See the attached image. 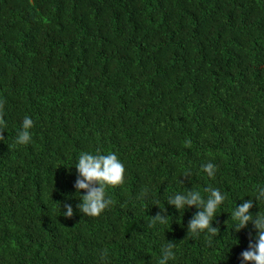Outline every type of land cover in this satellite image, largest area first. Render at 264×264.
<instances>
[{
	"label": "trees",
	"instance_id": "obj_1",
	"mask_svg": "<svg viewBox=\"0 0 264 264\" xmlns=\"http://www.w3.org/2000/svg\"><path fill=\"white\" fill-rule=\"evenodd\" d=\"M0 102V264H158L168 242L167 264H244L257 232L231 215H264V0H0ZM97 152L125 180L94 218L74 185ZM210 187L219 234L193 235L198 210L168 198Z\"/></svg>",
	"mask_w": 264,
	"mask_h": 264
},
{
	"label": "clouds",
	"instance_id": "obj_2",
	"mask_svg": "<svg viewBox=\"0 0 264 264\" xmlns=\"http://www.w3.org/2000/svg\"><path fill=\"white\" fill-rule=\"evenodd\" d=\"M33 126L31 118L25 116L22 122V130L18 132L17 144H27L31 140L30 128ZM6 127L2 114V102H0V129ZM4 131L0 130V141H5ZM78 173L75 189L77 193H86L79 197L81 203L77 205L80 212L85 216L99 217L112 203L106 198V190L122 185L125 180V167L115 153L107 155L97 152L95 155L90 153H81L76 165ZM203 171L207 173L209 178H214L216 167L211 162L203 165ZM209 195L204 199L200 192L188 190L185 194H176L168 198L167 204L174 206L177 211L186 208L195 207L198 211L192 217L188 224V232L198 235L200 232L207 231L213 236L219 234V228L213 227L212 223L216 212L223 204L226 197L219 189H207ZM256 201L264 200V187L257 188ZM66 211L63 213L65 218H72L74 213L70 205L64 204ZM253 207L252 200L244 202L239 208H235L232 212L231 219L236 221L235 232H240L251 223L256 232V241H250L248 249L241 253V259L244 264H264V215L259 212L253 216L250 209ZM166 213L164 208L151 217L152 222L165 224L169 217L162 215ZM176 247L174 242H168L162 249V256L158 260V264H167L169 259H174L173 249ZM107 252L101 253V260L104 261Z\"/></svg>",
	"mask_w": 264,
	"mask_h": 264
}]
</instances>
